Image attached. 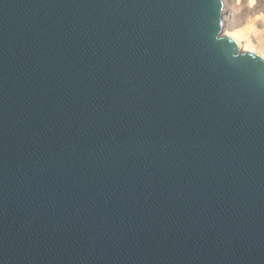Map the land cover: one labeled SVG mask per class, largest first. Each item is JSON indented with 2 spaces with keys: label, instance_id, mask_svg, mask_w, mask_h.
Here are the masks:
<instances>
[{
  "label": "water",
  "instance_id": "obj_1",
  "mask_svg": "<svg viewBox=\"0 0 264 264\" xmlns=\"http://www.w3.org/2000/svg\"><path fill=\"white\" fill-rule=\"evenodd\" d=\"M223 0H0V264H264V57Z\"/></svg>",
  "mask_w": 264,
  "mask_h": 264
},
{
  "label": "bare ground",
  "instance_id": "obj_2",
  "mask_svg": "<svg viewBox=\"0 0 264 264\" xmlns=\"http://www.w3.org/2000/svg\"><path fill=\"white\" fill-rule=\"evenodd\" d=\"M227 1L232 3L239 0ZM223 3V36L234 39L241 52L256 53L264 57V48L260 49L258 47L259 40H261V43L264 41V0H261L256 6L248 3L238 13L230 9L231 7H228L225 0H223ZM250 18L253 22H249Z\"/></svg>",
  "mask_w": 264,
  "mask_h": 264
},
{
  "label": "rangeland",
  "instance_id": "obj_3",
  "mask_svg": "<svg viewBox=\"0 0 264 264\" xmlns=\"http://www.w3.org/2000/svg\"><path fill=\"white\" fill-rule=\"evenodd\" d=\"M261 1V0H260ZM258 0H239V1H234L232 3L228 2L227 0H225L226 4L228 5V7H231L230 9L236 11L237 13L240 12L243 9V6L247 5L248 3H251L252 6H256L257 3L259 4ZM255 2V3H254ZM232 4V5H231ZM243 4V5H242ZM224 5V3H223ZM249 22H253V20L250 18ZM257 39V38H256ZM261 40H259V44L258 47L260 49L264 48V41L261 43ZM255 44V43H254ZM256 45V44H255ZM263 46V47H262ZM259 55V54H258Z\"/></svg>",
  "mask_w": 264,
  "mask_h": 264
}]
</instances>
